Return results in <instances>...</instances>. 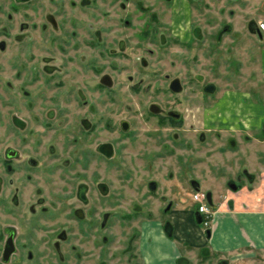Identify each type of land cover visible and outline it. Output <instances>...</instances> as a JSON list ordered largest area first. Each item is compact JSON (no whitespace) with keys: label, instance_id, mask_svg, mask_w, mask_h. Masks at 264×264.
Here are the masks:
<instances>
[{"label":"flooded vegetation","instance_id":"flooded-vegetation-1","mask_svg":"<svg viewBox=\"0 0 264 264\" xmlns=\"http://www.w3.org/2000/svg\"><path fill=\"white\" fill-rule=\"evenodd\" d=\"M76 2L83 8L95 5V0ZM71 3L0 0V264H219L222 259L230 264L226 250L213 249L209 241L218 221L215 212L222 202L233 207L227 191L238 190L241 176L249 179L251 173L227 165L230 170L223 172L236 174L237 182L216 193L202 189L192 176L191 94L185 97L186 112L174 104L186 87L184 81L171 76L165 86H156L155 80L134 79L128 86L145 93L133 104L120 100L116 79L97 65L102 37L96 15L87 9H82L84 15H65ZM104 40L106 55H127L124 40L118 41L116 51L111 39ZM204 88L209 94L213 86ZM164 91L175 96L168 105L161 101ZM217 101L202 105V129H237V120L227 127L208 126L209 113L221 114ZM123 111L113 118L114 112ZM98 131L116 132L119 142L98 140ZM120 143L165 146L169 155L179 146L185 151L179 179L171 182L167 167L161 176L170 181L160 187L158 175L150 172L155 158L150 160L149 149L142 147L141 168L152 178L136 184L131 175H122L135 198L124 190L113 191L97 165L104 163V172L106 165L111 168ZM231 174L221 176L225 183ZM177 183L185 199L179 208L190 210L205 241L199 246L176 236L177 201L171 197V185ZM198 190L205 193L209 213L201 212L192 199ZM259 250L248 256L235 253L264 261Z\"/></svg>","mask_w":264,"mask_h":264},{"label":"rangeland","instance_id":"rangeland-1","mask_svg":"<svg viewBox=\"0 0 264 264\" xmlns=\"http://www.w3.org/2000/svg\"><path fill=\"white\" fill-rule=\"evenodd\" d=\"M90 1L86 0L87 3ZM71 2V6H65V15H70L69 11L84 15L82 9L96 15V28L101 31L102 37L96 48L97 65L99 70H107L116 79L120 100L124 97L133 104V100L143 96L145 89L139 92L128 86L134 79L155 80L156 86H165L171 76H178L184 81L186 87L183 92L177 93V103L174 104L184 112L185 97L189 99L191 94L188 102L195 115L191 122L192 176L194 180L196 178L206 183L201 186L202 189L216 193L224 190L226 185L228 187V183L230 186L237 182L238 178L234 177L236 174L223 172L230 170L225 167L227 165L235 169L238 167L232 151L237 146H264V40L256 31L257 21L264 19V0H95V5L86 8L78 7L76 0ZM144 30L149 31L147 37L141 36ZM105 31L108 32L105 34ZM105 37L111 39L109 43L115 51L118 49V41L124 40L127 55L118 51L106 55L107 49L101 46ZM142 58L145 62L141 61ZM205 84L213 86L209 94L205 92ZM160 96L161 101L167 105L175 97L168 91L160 93ZM179 97H182V101ZM216 98V103L222 105L219 110L221 114L209 113L208 126L217 123L218 127H227L237 120V129H202V105L205 100L211 102ZM115 107L116 104H113L110 109L114 111ZM123 114L125 111L114 112L113 118L117 119ZM97 136L98 140L109 137L119 142L114 131H98ZM142 147L149 149L146 155L149 154L150 160L155 158L154 168L151 166L150 172L154 171V175H158L160 187L167 184V181L179 179L177 170L185 152L179 146L169 155L168 147L165 146H122L120 143L112 158L111 168L106 165L104 172V163L98 162L97 165L100 175H107L105 178L113 191L124 190L127 196L135 198L137 195L129 193L133 188H126L122 175H131L136 184L152 178L145 176L146 172L141 168ZM260 158L264 163V155L261 154ZM221 164L220 169L218 166ZM167 167L172 170V178L164 181L161 175ZM242 169L250 172L253 177L248 179L242 175L241 184L257 181L258 169ZM212 174L214 178H210ZM225 174H231L228 178L230 181L226 183L221 178ZM179 184L171 185L174 191L171 197L174 201L185 202L181 195L184 189ZM248 247L253 248L250 245ZM237 250L244 254L243 249ZM252 252H248L249 255ZM258 253L264 255V249ZM224 254L231 257L230 264H237V260L242 259L250 264L264 263L245 256L238 257L236 253L228 251ZM235 255L237 260L233 259ZM261 258L264 259V256Z\"/></svg>","mask_w":264,"mask_h":264},{"label":"crops","instance_id":"crops-1","mask_svg":"<svg viewBox=\"0 0 264 264\" xmlns=\"http://www.w3.org/2000/svg\"><path fill=\"white\" fill-rule=\"evenodd\" d=\"M262 115L264 116V113ZM232 152L238 169L248 167V171L259 170L256 174L257 181H253L252 188L248 187V183H242L238 190L227 191V197L233 200V207L230 208L223 202L217 206L215 214L218 221L209 241L215 250L235 253V250L241 248L248 256V252H252L253 248H264V163L262 158L259 159L261 154L264 155V146H237ZM211 177L215 176L212 174ZM205 184L201 182L200 185ZM179 207L177 201L173 217L176 236L197 246L203 244L205 241L201 238L199 227L191 218L190 210ZM233 259L237 260L236 255ZM240 261L250 264L244 259L237 260V264L242 263Z\"/></svg>","mask_w":264,"mask_h":264},{"label":"built area","instance_id":"built-area-1","mask_svg":"<svg viewBox=\"0 0 264 264\" xmlns=\"http://www.w3.org/2000/svg\"><path fill=\"white\" fill-rule=\"evenodd\" d=\"M256 30L259 35L264 39V19H260L256 23ZM192 199L196 202L197 208L203 213H209L210 209L205 203V193L202 191H194Z\"/></svg>","mask_w":264,"mask_h":264},{"label":"water","instance_id":"water-1","mask_svg":"<svg viewBox=\"0 0 264 264\" xmlns=\"http://www.w3.org/2000/svg\"><path fill=\"white\" fill-rule=\"evenodd\" d=\"M197 219H198V221H199V217H198V216H197ZM219 264H226L225 259L220 260V261H219Z\"/></svg>","mask_w":264,"mask_h":264}]
</instances>
